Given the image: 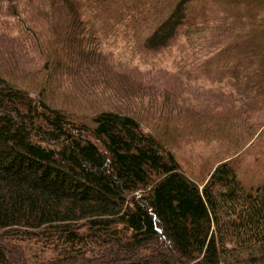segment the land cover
I'll list each match as a JSON object with an SVG mask.
<instances>
[{
	"label": "trees",
	"instance_id": "16d2710c",
	"mask_svg": "<svg viewBox=\"0 0 264 264\" xmlns=\"http://www.w3.org/2000/svg\"><path fill=\"white\" fill-rule=\"evenodd\" d=\"M25 1L48 33L45 83L85 81L104 101L75 114L48 86L0 74V264H264V163L248 185L235 170L264 134V0ZM42 36L30 35L37 48ZM108 39L139 60L175 52L173 68L225 87V135L242 140L201 186L155 128L109 99L158 106L159 90L108 85Z\"/></svg>",
	"mask_w": 264,
	"mask_h": 264
},
{
	"label": "rangeland",
	"instance_id": "374dc122",
	"mask_svg": "<svg viewBox=\"0 0 264 264\" xmlns=\"http://www.w3.org/2000/svg\"><path fill=\"white\" fill-rule=\"evenodd\" d=\"M40 29L43 43L37 48L30 35ZM45 29L37 22L33 3L0 0V74L29 92L37 93L48 86L54 90L49 97L55 105L75 114H90L104 99L79 89L81 85H88L87 82L81 84L75 79L76 88L70 90L66 89L65 78L51 74L45 83L44 50L49 48ZM122 46L109 39L102 43L103 54L109 57L106 58L108 62L112 60L114 64L108 85L116 87L121 81L134 84V89L159 90L158 106L146 98L140 106L130 104L131 98L129 103L118 102V97L109 99L114 105L125 104L124 108L136 111L142 125L155 128L156 133L171 146L183 173L201 186L215 162L225 160V147L239 145L242 140L238 135H225V111L231 102L225 95V87L210 83L211 75L194 67L173 68L175 52L146 55L139 60V56L128 53ZM169 102L185 106L173 108ZM257 119L264 122V111L257 115ZM262 127L264 129V123ZM249 144L245 156L236 162L235 169L238 179L246 182L245 185L252 183L263 168V130L258 137L253 136ZM239 156L242 155L234 154L231 158Z\"/></svg>",
	"mask_w": 264,
	"mask_h": 264
}]
</instances>
